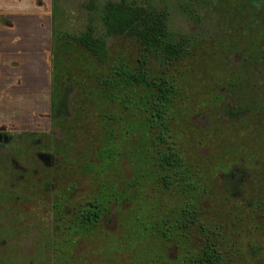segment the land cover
I'll return each instance as SVG.
<instances>
[{
	"label": "rangeland",
	"instance_id": "374dc122",
	"mask_svg": "<svg viewBox=\"0 0 264 264\" xmlns=\"http://www.w3.org/2000/svg\"><path fill=\"white\" fill-rule=\"evenodd\" d=\"M107 2L159 17L167 36L186 45L181 61L165 67L155 58L148 66L152 78L168 69L175 149L204 190L198 203L206 223L238 249L231 264H264V0H44L52 18L50 100L70 82V116L53 120L51 103L34 117L17 107L0 111L14 130L5 139L0 132V264H180L183 253L201 246L197 228L172 227L191 196L159 181L155 156L164 150L141 112L154 92L124 80L145 52L134 39L105 34ZM89 23L106 40V60L71 38ZM27 30L44 43L42 26ZM30 50L28 71L42 78L43 48ZM18 86L29 83L18 79ZM42 101L30 96L28 103ZM24 126L31 131H19ZM237 164L251 171L247 194L261 199V212L227 200L220 175ZM90 197L111 209V218L58 232L54 204L67 198L74 211Z\"/></svg>",
	"mask_w": 264,
	"mask_h": 264
},
{
	"label": "trees",
	"instance_id": "16d2710c",
	"mask_svg": "<svg viewBox=\"0 0 264 264\" xmlns=\"http://www.w3.org/2000/svg\"><path fill=\"white\" fill-rule=\"evenodd\" d=\"M101 20L107 36L134 39L141 44L145 52V55L137 61V68L134 72H124V80L146 86L154 92L153 99L144 105L145 110L141 112L145 117L152 142L164 150L155 156L162 187L175 190L185 197L191 196L185 199L172 227L178 225V228L182 230L197 228L201 235V246L198 251L194 254L183 253L179 259L180 264H231L234 257H238V249L233 250L231 244L234 241L231 239L221 238L216 225L206 223L198 203L200 200L198 195L204 193V190L195 184L191 168L175 149L171 129L173 111H169L173 99V85L167 78L168 69L160 68V73L156 78H152L148 73V66L152 59H159L165 67L181 61L187 52L186 45L167 36L165 24L159 17L150 16L144 10L125 2H107L104 5ZM71 38L98 62L106 60V40L97 36L91 23L86 26L83 33ZM71 91V83L65 82L56 94H51L53 120L59 121L70 116ZM238 114L237 111L227 113V116L229 119H234L239 116ZM48 159L53 160L51 156ZM220 178L229 202L242 206V209L246 211L251 210L252 213L261 212L260 208L263 205L261 199H259L260 202L254 203L252 197L247 194L252 181L248 167L234 165L222 171ZM68 203L67 198H61L59 203L54 204L53 208L58 214V232L86 230L96 227L102 220L107 222L111 218V215L105 214L106 210L111 209L104 207L97 197H90L79 202L74 211L69 210ZM66 217H69L70 224L63 226ZM75 222H77L76 228Z\"/></svg>",
	"mask_w": 264,
	"mask_h": 264
},
{
	"label": "crops",
	"instance_id": "0c3cea01",
	"mask_svg": "<svg viewBox=\"0 0 264 264\" xmlns=\"http://www.w3.org/2000/svg\"><path fill=\"white\" fill-rule=\"evenodd\" d=\"M45 4L44 0H0V111H14L17 107L18 111H29L32 117L35 116L34 112L36 111H48V105L51 103L52 18L44 10ZM40 26L43 27L44 35L42 45L25 34L30 28L39 31ZM16 36L20 37L18 46L13 39ZM35 44L39 48H43L42 78L40 76L32 77L28 71L30 62L25 57V54H28ZM17 51L22 55L19 61H15L13 58ZM37 67L40 69V65ZM18 79H21L23 83H29V86L15 88ZM30 96L35 99L42 96L41 106H33L31 102L28 103ZM0 117V126L14 131L9 128L12 127L9 125L11 122L7 121L1 113ZM22 130L27 131L30 128L24 126L19 131Z\"/></svg>",
	"mask_w": 264,
	"mask_h": 264
},
{
	"label": "flooded vegetation",
	"instance_id": "af4514ba",
	"mask_svg": "<svg viewBox=\"0 0 264 264\" xmlns=\"http://www.w3.org/2000/svg\"><path fill=\"white\" fill-rule=\"evenodd\" d=\"M0 132H1V137H3L4 139L6 138V135H5V133H9V130H8V128L7 127H5V126H0Z\"/></svg>",
	"mask_w": 264,
	"mask_h": 264
}]
</instances>
